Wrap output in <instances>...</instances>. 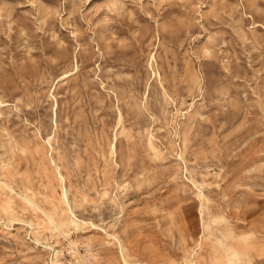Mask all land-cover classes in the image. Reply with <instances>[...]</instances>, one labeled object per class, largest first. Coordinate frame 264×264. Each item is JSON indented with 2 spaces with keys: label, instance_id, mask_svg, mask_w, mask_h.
Returning a JSON list of instances; mask_svg holds the SVG:
<instances>
[{
  "label": "rangeland",
  "instance_id": "1",
  "mask_svg": "<svg viewBox=\"0 0 264 264\" xmlns=\"http://www.w3.org/2000/svg\"><path fill=\"white\" fill-rule=\"evenodd\" d=\"M218 261L264 264V0H0V264Z\"/></svg>",
  "mask_w": 264,
  "mask_h": 264
},
{
  "label": "bare ground",
  "instance_id": "2",
  "mask_svg": "<svg viewBox=\"0 0 264 264\" xmlns=\"http://www.w3.org/2000/svg\"><path fill=\"white\" fill-rule=\"evenodd\" d=\"M254 249H255V248H254ZM255 251H257V250H254V252H255ZM258 252H259V250H258ZM243 254H244V253H243ZM247 254H248V253H247ZM251 254H252V253H251ZM251 254H250V255H251ZM226 256H227V257H226V259H225V260H227V261H228L227 263H230V262H231V259H232V257L234 256V253H233V255H231V256H230V254H229V253H227V254H226ZM241 256H243V255L241 254ZM246 256H247V255H246ZM255 256H256V255H255ZM257 256H258V255H257ZM259 256H260V255H259ZM247 257H248V256H247ZM237 258H238V257H237ZM240 258H241V257H240ZM254 259H255V258H254ZM235 260H236V259H235ZM245 260H246V259H245ZM239 261L241 262V260H239ZM250 261L252 262V260H251V259H250ZM218 262L220 263V261H218ZM234 262H235V261H234ZM236 262H237V261H236ZM244 262H245V261H244ZM253 262H254V261H253ZM94 263H95V262H94ZM97 263H98V262H97ZM248 263H249V262H248ZM220 264H222V263H220ZM239 264H240V263H239Z\"/></svg>",
  "mask_w": 264,
  "mask_h": 264
}]
</instances>
